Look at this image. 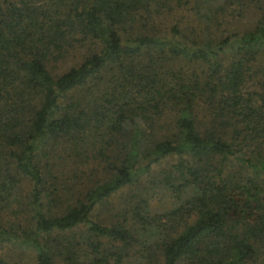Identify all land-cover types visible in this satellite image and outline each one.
Returning a JSON list of instances; mask_svg holds the SVG:
<instances>
[{
  "label": "trees",
  "instance_id": "obj_1",
  "mask_svg": "<svg viewBox=\"0 0 264 264\" xmlns=\"http://www.w3.org/2000/svg\"><path fill=\"white\" fill-rule=\"evenodd\" d=\"M263 4L0 0V264H264Z\"/></svg>",
  "mask_w": 264,
  "mask_h": 264
},
{
  "label": "rangeland",
  "instance_id": "obj_2",
  "mask_svg": "<svg viewBox=\"0 0 264 264\" xmlns=\"http://www.w3.org/2000/svg\"><path fill=\"white\" fill-rule=\"evenodd\" d=\"M237 8L235 7V9ZM185 11L186 10L184 9L183 12ZM228 13H230V10H228V12L226 13V16L228 15ZM162 14L165 15V18L163 19L160 18L157 21L159 24H163L166 26L170 24L171 22H175L176 19H180L181 16L185 18V16L187 15L182 12H179L175 15V13L168 12L165 10H162ZM174 15L175 17H173ZM253 17L254 15L252 13V7H249V11H245V13L242 14L241 16L237 15L236 12H234L233 14L230 13L229 16H227V20H228L227 22H229V28H231V31L239 32V31H244L245 29L249 28L250 24L253 22V19H254ZM75 58H76V54H75ZM68 62H72V60H68L67 64H69ZM148 196H149L148 197L149 213H160V212L166 211L172 205V200H171L170 195L167 192L162 191L160 189H155V190H152L151 192L149 191ZM56 263L61 264L58 261H56ZM21 264H34V263L32 259L30 258V256L24 254Z\"/></svg>",
  "mask_w": 264,
  "mask_h": 264
}]
</instances>
